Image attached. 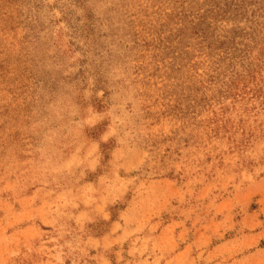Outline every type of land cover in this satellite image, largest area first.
Masks as SVG:
<instances>
[{
	"label": "rangeland",
	"instance_id": "obj_1",
	"mask_svg": "<svg viewBox=\"0 0 264 264\" xmlns=\"http://www.w3.org/2000/svg\"><path fill=\"white\" fill-rule=\"evenodd\" d=\"M0 264H264V0H0Z\"/></svg>",
	"mask_w": 264,
	"mask_h": 264
}]
</instances>
